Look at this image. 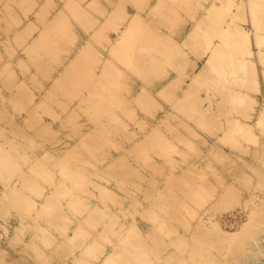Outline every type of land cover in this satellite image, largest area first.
<instances>
[{"label": "rangeland", "instance_id": "374dc122", "mask_svg": "<svg viewBox=\"0 0 264 264\" xmlns=\"http://www.w3.org/2000/svg\"><path fill=\"white\" fill-rule=\"evenodd\" d=\"M1 1L0 12H3L5 6H7L4 3H7L6 1L8 0ZM16 1L12 4L14 7L13 9L10 11L6 10L4 14H0V16H2L0 18V54H2L0 60L2 59L1 62L6 60L4 62L6 70L4 63L0 67V148H7L9 152L5 155L9 157L11 156L15 163H17V161L23 162L25 160H27L28 163L19 166V168L22 167L20 171L18 168L16 169V167H14V169L12 168V171L8 175L10 176L11 182H7L10 183L11 186L9 184L7 185L8 187H6L4 180H0V194L2 192H9L10 194V191L14 190L13 186L17 184L14 183V181H18L20 176H25L26 172L28 176L32 175V179L34 177L37 179L39 178V184H41V182L42 184L47 182L43 179V176L46 174H44L45 171H43V168L30 169L28 164L37 163V160H39L38 154H41L42 160H46L47 156H51L50 154L55 155L58 153L61 154V156H64V159L62 160L68 162L67 165H65L67 168L75 169L72 172L73 175H76L79 170L84 171L89 178L96 179L97 184L105 186V193L119 192L116 194L117 198L120 196L118 200H120V202L122 201L123 205H126L123 209L124 211L120 210L123 212L122 214L120 213L121 219H133L131 221L129 219V222H127V236L130 238H136L133 239L136 242L143 241L145 237H147L148 240H144L146 242L145 248L147 246L152 247V249L151 247L147 248V251L148 249L151 250L148 251V253L150 252L149 254L152 258L149 259L150 256L147 257L148 264H264V131H262L258 122V124H254L249 121L258 117L257 115H259L258 113L260 112L259 109L247 102H245L246 105H244V101L242 105L239 104L242 100L239 102L237 99L238 102L236 101V97L239 98V94L235 90L238 84L232 85L230 83L234 82L232 77L229 78L227 76V79H221L215 77L214 74H210V78H207L205 80L206 82L200 87L198 83H190V78H188V76H186V78L183 77L184 79H178L172 84V86H170L172 88L169 87L166 89V92L168 91L167 93L169 94L173 93L172 95L175 97L177 94L179 96H181V94L183 95L186 93L187 89V91L194 89V92H192L190 96L196 94V96H194V102L200 104L199 108L202 112L197 116L199 119L192 117L193 112L191 110H186L181 111L179 115L169 116V119L165 120L166 122L164 119L161 121L162 117L172 114L173 110H169L170 108L166 110V108L170 105L173 108L177 102L174 104L173 102L165 103L168 94L164 91L165 94L163 92H155L156 94H153V97L156 96L157 99L156 97L153 98L151 93L149 94L150 91H147V88L149 87L146 86L149 85L148 82H150V80H148L149 73L145 72L146 70L143 69L144 67L141 68V71L135 70L137 68L140 69V66L143 63L142 61L140 62V60H138L139 62L137 63L136 58L143 60V57L127 54L124 49L126 37L122 38V42L118 41L117 37L114 38V32L116 34L118 32L113 27L115 25V23H113V18H111V23H109L107 22L108 18H106L104 14L102 15L101 9L98 10L95 5V7L92 5H90L92 7H89L87 5L80 10L81 12H77L79 13L78 16L81 15V19L71 17L72 20H68V22H66L67 24H63L58 28L56 24L58 22L61 23V19L66 15V10H63V7L69 11V6H65L64 0H38L40 2H35V4L34 0H28V2L25 0H20L22 2L19 0ZM127 1L129 4L126 5V9L129 12L133 10H145L147 7L145 6V3L149 0H122V3H128ZM77 2L83 3L82 0H78ZM56 10L59 15L55 13L57 12ZM88 12H91L90 14L93 17L103 18V21L94 24L92 27L91 25L93 24H90L89 21L84 19L86 16L84 14ZM92 13L96 16L92 15ZM55 15L58 17L55 18ZM59 16H61V19ZM187 16L188 15L186 14L185 18L190 20L191 16ZM71 18L69 17V19ZM147 18V16H140L139 20L140 22H145ZM53 19L55 21V24H53L55 27L51 25ZM41 20L42 22H40ZM83 20H85V22H83ZM56 21L58 22L56 23ZM179 24L180 23L176 22L172 26H178ZM126 25L128 24L124 23L121 26ZM153 25H155V23ZM28 26L32 28V30L30 28L28 29ZM26 28L28 29L27 32L30 31L29 33L36 35V37L31 38V34H23V30L27 33ZM121 29L124 31V28ZM170 32L172 34L174 33L173 30ZM37 34H40L39 36L42 37V40L39 36L37 37ZM22 35L26 36L24 37ZM58 36L61 37L59 38ZM46 37H48V40ZM29 41L37 42V45H39L38 42L44 43L45 46L46 43L51 44L55 41V43L58 44L60 42L58 44L60 49L58 46L52 47L51 45L49 49L44 50V54H42L43 56L41 55L40 57L38 56V51H30V46L32 47V45H27L29 49L24 47ZM118 42L122 43V47L111 49L113 45H116ZM106 43L108 44V47L112 45L110 47L111 50L108 49ZM76 44H78L77 49H75ZM35 46L36 43L33 47ZM36 48H33V51L36 50ZM83 48H86L84 49L86 51H84ZM26 49L28 51H25ZM134 50L135 48L133 51ZM55 51H58V53L53 54ZM188 51L190 57H192L194 51L192 53L190 50ZM38 57L40 58L38 59ZM8 58L10 60L13 59L10 63L11 65H8ZM41 58L42 60H40ZM133 58H135L134 60H136V62L133 61L135 63L128 64L127 61L130 62V59L132 61ZM195 59L196 58L193 56V62ZM118 66H121L119 68L124 72H121L120 75H115L111 69L115 70ZM102 72H104L105 75H98V73L101 74ZM105 72H107V74ZM144 72L147 74L146 76L145 74L143 76ZM256 74H258V80L256 79V82L258 81L259 84L256 83L255 86H258L261 89L262 86L260 87V84L264 85V75L259 72L258 68ZM98 76L104 77L106 81H118V84L115 87L119 90L121 89L120 95H125L127 97L124 98L127 101V106L123 104L127 107V110H122L125 111L122 115L126 120L125 122L128 123H124V126L123 124H115V120L112 121L113 119L111 120L107 117L105 118L101 116L106 122H108V124H110L108 126L105 122L108 129H113L114 132L118 131L120 133L119 136H112L113 133L111 134V131L105 132L102 136L92 134L89 137H93V139L95 138L94 140H96V142L99 140L98 142L100 145L101 140H103L104 137V142L102 141L103 144L101 145L102 147H96L94 150L95 152L92 155L76 160L77 156L84 150L81 149L83 146L82 137L78 134H72V132L71 134H67L66 132L72 131L71 129L82 130L84 129V125L82 124H88L86 128H89L90 125L98 127L101 125L100 122L101 120L103 121V119L98 117L100 122L99 120L97 122V116L96 118L93 117V113L84 112L80 109L70 110L69 107L73 105L74 100L76 101L79 96H85L87 94V89H91V86H93L94 83L97 84V81L101 79ZM144 78L146 79L144 80ZM224 81L228 84H226V82L224 83ZM236 81L241 82L244 80L238 78ZM142 84L146 85L144 86ZM229 84H231V86H229ZM151 85L152 83L150 82L149 86ZM142 86L144 88H142ZM145 89L146 91H144V94L141 90ZM169 89L173 92H170ZM79 92L82 93L80 94ZM139 93L140 95L138 96ZM161 93L166 97H158L161 96ZM77 94L79 96H77ZM234 97L235 99L233 100ZM139 98L141 103L137 101ZM259 98L261 100L264 99V87L263 94L259 95ZM74 106H78V103ZM115 106L118 107L119 105L116 104ZM115 106H113L114 109H117ZM120 106L122 107V104ZM145 106H147V108H145ZM252 107L253 109H251ZM119 108L117 109L118 111ZM130 109L132 111H129ZM134 110L136 111L135 113H139L138 116H134V113L132 114ZM127 112L130 114H127ZM251 114L257 115H254L253 117L255 118H252ZM130 116L137 118L133 121L134 118L131 119ZM95 121L99 124L96 125L95 123V125H93ZM113 122L114 124H112ZM246 122H251V124H247ZM236 124L241 125L243 127L242 133L245 132L248 135L241 133L242 137H236L237 135L231 136L229 133V126L233 128ZM128 125L131 126H129V128L125 127ZM139 125H142L143 128ZM153 126H156L157 129L160 126L161 127L158 131L157 129L151 130ZM250 126H253V128L251 129ZM132 127H134L133 130L143 129L142 131H144V128H148L151 132L153 131L152 134L155 133L154 131L160 132L157 133V135L159 134L161 136L160 139L163 137L165 140H163V138V141L159 139V142L157 141L156 143H159L160 145H156L155 142H150V140H148L149 138H146V143L144 138H138L140 136L139 134L136 136L138 140L134 141L132 138L134 134L131 132L133 131L131 129ZM253 130L257 135L254 134ZM213 132L214 134H212ZM21 133L25 135L20 136ZM121 133H123V135H121ZM105 134L108 135L105 136ZM162 134L169 139L166 140ZM249 136L250 138H248ZM93 139L87 144L89 145ZM124 141H127V143ZM164 142L165 146H163ZM127 144L130 146H127ZM152 144L155 147L149 146ZM88 145L86 146L87 148L90 147ZM144 146H146V150L142 151ZM126 147H128V149ZM171 147H176L174 149H176L177 152L174 151L173 148L171 150ZM48 148L53 149L51 150ZM44 149L45 151L48 150L46 151L47 153L51 150L48 153L49 155L46 153V158H43V155L45 157ZM53 150L56 152L55 154ZM41 151L43 152L41 153ZM160 151H162V154L164 155H162ZM153 152H156L159 155L156 153L154 154ZM107 155L113 157L118 155L115 160L117 159V164L119 163L120 167L119 165L113 164L116 161L112 158V163L110 162L104 165L105 168H102L103 163L101 165L100 159ZM171 155L174 157L170 158ZM96 159H99L100 161H97ZM144 160H146V162ZM160 161L162 163H160ZM15 163L14 166H16ZM92 163H96L97 166L94 164L93 167ZM41 169H43V172ZM35 170L39 171V173ZM36 173L38 177L36 176ZM6 178L7 177H5V179ZM38 183L34 185L35 189L41 188ZM18 186L20 187L22 185ZM69 186L72 188L71 184ZM90 186H92V183H90ZM9 187H11L10 191H8ZM75 187L72 188L71 191L81 195V193H79L83 192L79 189L81 186ZM108 189L111 191L109 192ZM26 190L27 192L25 191L24 194L31 193L35 195L33 192L28 191L29 188ZM75 197L77 200L85 202L83 195ZM69 199L71 198L69 197ZM141 200L145 202V204H143ZM0 203H3V199L1 198ZM98 203H100L99 198L96 201V204ZM108 203H110L111 206L116 207L115 198L107 197L106 201L102 204L105 205ZM139 205L142 208H139ZM7 207V209H4V216H0V264H76L82 259L79 258L80 256L87 254L83 251L84 249L86 250V247L81 245L78 246L79 243H76V245L74 244V246L70 239L73 238L74 241H77L78 237L79 239H82L80 234L85 232V230H82V232H78V234V230L72 229L74 225L75 227H81L82 225H90V222L82 223L79 219L75 218L76 221L69 223L70 226H67L66 232L59 233L57 230L53 229L51 233L55 235V238L52 245L53 247L56 246L55 249L51 246L43 245L42 248H37L39 250H35V246H32V243H35L37 240V236H34L33 234L34 229L28 226H23L20 221V215L18 216L19 212L14 213L16 211L15 209L11 206ZM64 207L67 209L66 204H64ZM133 209V213L135 214L131 212ZM136 210H138V212ZM7 212H10V214ZM134 218L138 219L134 220ZM6 219L11 221H5ZM65 219L66 218H64V220ZM133 221H136V224ZM217 221L221 223L220 225L222 229L224 232L228 233V236L222 234L219 228H217V226H219ZM233 221L234 223H232ZM130 222L133 225H131ZM136 225L137 229L135 227ZM101 229L104 228L99 227V230ZM133 229H135V231ZM132 230L134 232H131ZM77 234L78 236L74 238V235ZM179 236H185L186 241L180 243ZM87 237L88 240L95 239V236L93 235ZM35 238L36 240L34 241ZM68 239L71 244L68 243ZM30 240L31 243H29ZM171 240L173 241L171 242ZM31 246L33 249H31ZM101 246L102 245L99 244L98 248ZM43 248L45 249L42 253L41 251ZM80 252L81 255L79 254ZM73 254L78 256L75 258Z\"/></svg>", "mask_w": 264, "mask_h": 264}, {"label": "bare ground", "instance_id": "6f19581e", "mask_svg": "<svg viewBox=\"0 0 264 264\" xmlns=\"http://www.w3.org/2000/svg\"><path fill=\"white\" fill-rule=\"evenodd\" d=\"M15 1L16 0L6 1L7 3H4V4H6L7 6L4 5L5 10H3V12H0V14L1 13L4 14V12L6 10L10 11L11 9H13L14 7L12 4L15 3ZM25 1L28 2V0H25ZM77 1L78 0H64L65 6H67V5L69 6V11H68V9L63 7L64 8L63 10H66L67 16L64 14L65 15L63 17L64 19L63 18L61 19V16H59L60 19L62 20V22L60 23V22L56 21V23L57 22L59 23V24L57 23L56 26L59 28L61 25L67 24L66 22H68V20H72L71 17H76V18L81 19V15H79L80 16L79 17L78 16L79 13H77V12L80 11L84 6L88 5L89 7H92L95 5L98 8V10L101 9L102 15L104 14V16L106 18H108L107 19L108 21L107 20H104V21L111 23L110 20H111V18H113V23H115V25L113 27L118 32L117 34L114 32V34H113V35H115L114 38L117 37L118 41L122 42V38L126 37V40L124 42V45H125L124 49L127 52V54L133 55V56H142L143 57V60L136 58L137 63L139 62L138 60H140V62L142 61L143 63L140 66V69L137 68L135 70L141 71V68L144 67L143 69L146 70L145 72L149 73L148 74V76H149L148 80H150L152 85L149 86L150 82H148L149 85H146V84H142V85H144V86L146 85L149 87V88H147V91L148 92L150 91L149 94L151 93L152 97H153V94L155 92L156 93L163 92V91L166 92V89L169 88L170 86H172V84L174 82H176L180 78L184 79V78H186V76H188V78H190V83H194V84L198 83L199 87L202 86L204 82H206L205 80L207 78H210V74H214L215 77L221 78V79H225V78L227 79L228 77L229 78L232 77V80L234 82L233 83L230 82V83L232 85L238 84L237 88L235 90L239 94V98L235 96L236 101H237V99L239 100V102H240V100H242V102L239 104L242 105V103L244 101V103L247 102V103L251 104L252 106H256V108L259 109V111H260L258 113L259 115L254 114V115H257L258 117L255 118V117H253L254 115L251 114L252 118H255V119H253L254 121L253 120H249V121L253 122L254 124L259 123V126L262 128V131H264V99L261 100L259 98V95L263 94L264 85L260 84V87L262 86L261 89L258 86H255L256 83L259 84L258 81L256 82V79L258 78L257 77L258 74H256L257 68H258L259 72L264 75V0H156V1L155 0H149L147 3H145V6H147L145 10H143V11L133 10V11H129V12L126 9V7H127L126 5L129 4L128 1H127L128 3H122V0L121 1L120 0H82L83 3H79ZM20 2H22V1H20ZM35 2L39 3L40 1L34 0V4H35ZM90 5H92V6H90ZM0 9H1V6H0ZM184 11H186V12H184ZM62 12H64V11H62ZM55 13L58 14V11ZM88 13L84 14V15H86L84 17V19L89 21L90 24H93V25H91L92 27L94 26V24H97L98 22L103 21V18L93 17L90 14L91 12H88ZM60 14H62V13H60ZM186 14L188 16H191L190 20L185 18ZM19 15L21 16L20 13H19ZM92 15H94V14L92 13ZM94 16H96V15H94ZM140 16H142V17L147 16L148 18L145 22H140V20H139ZM1 17L2 16H0V18ZM56 17H58V16L55 15V18ZM69 17L71 19H69ZM16 19H18V18H16ZM49 20H50V18H49ZM23 21H24V19H23ZM40 22H42V20ZM52 22H51V25L55 24L54 19L52 20ZM83 22H85V20H83ZM107 22H106V24H107ZM152 22H154L155 25H153L154 23H152ZM176 22L180 23V24L178 26L173 27L172 25H174ZM17 23H18V21H17ZM28 23H29V21H28ZM124 23H127L128 25L121 26ZM47 24H48V21H47ZM70 24H71V21H70ZM53 27H55V26L53 25ZM27 28L29 29L30 27L28 26ZM121 28H124V31H122ZM28 29L26 30V32L28 31ZM30 29L32 30V28H30ZM34 29H35V27H34ZM94 29H96V28H94ZM93 30H92V32H93ZM171 30H173V32H174L173 34L170 32ZM59 31H60V29H59ZM22 32H23V34H31V33H29L30 31L25 33L23 30ZM39 35L40 34H37V37ZM91 35H93V34H91ZM22 36H24V35H22ZM30 36H32L31 38L36 37V35H32V34ZM106 37H109V36H106ZM40 38L42 40V37H40ZM46 38L48 40V37H46ZM56 40H57V37H56ZM33 41H35V40H33ZM121 42H118L116 45H113V47L111 49L122 47ZM35 43H36V46L33 47L35 45ZM45 43H46V41H45ZM38 44L40 46L37 45V42L29 41L26 44V46H24V47L29 49V47H27V45L28 46L32 45V47L30 46V51H32V52L38 51L37 53L39 55L38 54L37 55L41 57V55L44 54L43 53L44 50L49 49L51 47V45H52V47L58 46V44H56L55 41L51 44L46 43V46L44 43L38 42ZM78 44L75 45L76 46L75 49H77ZM106 45L108 47L107 43H106ZM7 46H8V44H7ZM110 47H108V49H110ZM33 48H36V50L33 51ZM58 48H59V46H58ZM134 48H135V50L133 51ZM84 49H86V48H83V50ZM188 50H190L191 53L194 51L193 56L196 58L194 60V62H193V56L190 57ZM25 51H28V50L26 49ZM84 51H86V50H84ZM125 51H123V52H125ZM56 53H58V51H55V53H53V54H56ZM112 53H114V52H112ZM1 55L2 54H0V56ZM37 55H35V56H37ZM40 57H38V59ZM10 58H11V56H10ZM134 59L135 58H133L132 61L130 59V62L127 61V63L128 64L129 63H131V64L135 63L136 60H134ZM1 60H0V62H1ZM8 60H9L8 65H11L10 63L13 59L10 60L8 58ZM40 60H42V58ZM5 61L3 60V62L0 63V67L3 65V63ZM133 61H135V62H133ZM105 62H107V61H105ZM4 65H5V63H4ZM103 65H106V64H103ZM119 67H121V66H118V68H116L115 70L111 69L113 74L120 75L121 72H124ZM107 68H109V67H107ZM5 70H6V65H5ZM7 70H8V68H7ZM145 72L143 73V76H144ZM105 73L107 74V72H105ZM98 75L102 76L105 74H104V72H102L101 74L98 73ZM146 75L147 74H145V76ZM101 76L100 77L98 76L101 79H99L97 81V84L94 83V85L91 86V89L94 88L95 90L93 89L92 91H90L91 89L88 88L87 94H86L87 96L86 95L85 96H79L77 94V96H79V98L76 101L74 100L73 105L69 107L70 110H72V109L79 110L80 109L81 111L83 110L84 112L93 113V117L96 118V116H97V118H96L97 122L99 120L98 117H100V119H103V121L101 120V122L99 120L101 125L98 127H95V126L93 127L92 125H90L89 128H86V126L88 124H82V125H84V129H82V130L71 129L72 131L66 132L67 134H71V132H72V134H78L79 136L82 137V145H83L82 147L83 148L81 147V149H84V150L81 151V154L77 156L76 160L81 159V158H86L87 156L92 155L95 152L94 151L95 148L96 147L100 148L99 146H101L103 144L102 141L104 140V137H103V140H101V145H100L98 142L99 140L97 141L98 142L97 143L96 140H94L95 138L93 139V137L92 138L89 137L92 134L102 136L105 132L111 131V134L113 133L112 136H114V135L119 136L120 133L118 131L114 132L113 129L112 130L108 129V126L110 124H108V122H106L105 119L102 118L101 116H103L105 118L107 117L111 120L113 119L112 121L115 120V122H116L115 124H123V126H124V123H128V122H125L126 120L123 118V115H122L125 112L122 110H127V107L124 106V105L127 106V104H126L127 101L124 99L127 97L125 95H123V96L120 95L121 89L119 90L115 87L118 84V81H116V80L106 81L105 78L101 77ZM110 76H111V74H110ZM238 78H241L244 81L237 82L236 80ZM145 79L146 78H144V80ZM225 82L226 81H224V83ZM222 83H223V81H222ZM209 84H210V82H209ZM219 84H220V82H219ZM226 84H228V83L226 82ZM231 84H229V86H231ZM142 88H144V87L142 86ZM170 88H172V87H170ZM187 90H186V93H184L185 95L181 94V96H179L177 94L178 97H177V95L174 97L172 95L173 93H171V94L167 93L168 91L166 92L168 94L167 97L164 95L165 94L164 92H163L164 94L161 93V96H158V94H157L158 97H162V96L166 97V99L163 97L165 99V103L166 102L167 103L173 102V104H174L177 102L174 106L175 109H174V107L172 108L170 104H169L170 105L169 107H167V105H166V107H167V108L165 107L166 110L168 108H170L169 110H173V111H172V114L167 115L166 117H162V118L160 117L161 121H163V119H164V121L166 119H169V116L179 115L181 111H186V110H191L193 112V115H192L193 118L194 117L197 118V116L200 115V113L202 112L199 108L200 104H196L194 102V100H195L194 96H196V94L195 95L192 94V96H190V94L192 92H194L193 91L194 89H190L189 91H187ZM144 91H146V89L141 90V92H144ZM169 91L173 92L170 89H169ZM148 92H147V94H148ZM196 92H198V91H196ZM229 92H231V91H229ZM140 93L138 94V96L140 95ZM144 94H145V92H144ZM141 97H143V96H141ZM155 97H153V98H155ZM235 97L233 98V100L235 99ZM140 98L137 99V101H139ZM143 98H145V97H143ZM148 98H150V97H148ZM198 98H200V97H198ZM156 99H157V97H156ZM231 99H232V97H231ZM161 100H162V98H161ZM153 101H155V100H153ZM158 102H159V100H158ZM77 103H78V106H74ZM140 103H139V105H140ZM151 103H152V101H151ZM116 104H118L119 106L118 107L115 106ZM121 104H122V107L120 106ZM144 105H145V103H144ZM150 105H152V104H150ZM163 105H165V104H163ZM244 105H246V103ZM113 106H115V108L117 107V109L120 107L121 109L119 108V111H118L117 109H114ZM77 107H79V108H77ZM161 107H162V105H161ZM145 108H147V106H145ZM251 109H253V107ZM120 111L123 113H121ZM129 111H132V110L130 109ZM135 112L136 111L134 110V112H132V114L134 113V116H138L139 113L137 114ZM243 112H244V110H243ZM251 113H253V112H251ZM127 114H130V113L127 112ZM135 114H137V115H135ZM91 116H92V114H91ZM134 116H130L131 119H133ZM247 116H249V115H247ZM125 118H126V116H125ZM135 118H137V117H135ZM135 118L133 119V121L135 120ZM197 119H199V118H197ZM207 120H209V119H207ZM97 122L95 121L93 123V125H95V123H96V125L99 124ZM105 122L108 126L105 125ZM199 122H200V120H199ZM251 122H248V123L246 122V123L251 124ZM112 124H114V122ZM247 124H245V125H247ZM113 126H115V125H113ZM129 126H131V125H128L125 127L129 128ZM139 126H142V125H139ZM120 127H122V126H120ZM160 127L158 129H160ZM222 127H223V125H222ZM93 128H96V129H93ZM133 128L134 127H132L131 129L133 130ZM141 128H143V126ZM229 128H230V130H229L230 132L229 131L228 132L231 134V136L237 135L236 137H238V136L242 137L241 133L243 131V127L241 125L236 124V126H234L233 128H231L230 126H229ZM252 128H253V126L251 127V129ZM5 129H7V128H5ZM154 129L155 130L157 129L156 126L155 127L153 126L151 128V130H154ZM158 129H157V131H158ZM3 130H4V128H3ZM134 130L136 133L134 132ZM134 130L131 131V132H133L132 134H134V136H135V138H134V136L132 137L134 141L138 140L136 136H138L140 134V136L138 138H144V141L146 138H149L148 140H150V142H155L156 145L159 144V143L157 144L156 142L161 137L159 134L157 135V133H160V132L154 131L156 134L155 133L152 134L153 131L151 132V130L148 128H146V129L144 128V131H142L143 129L142 130L134 129ZM124 131H125V129H124ZM128 133H130V132H128ZM224 133H226V132H224ZM244 133H242V134H244ZM249 133H251V132H249ZM111 134H109V135H111ZM212 134H214V132ZM245 134H247V133H245ZM254 134L257 135L255 133V131H254ZM22 135H25V134L21 133L20 136H22ZM82 135H85V136H82ZM107 135L105 134V136H107ZM121 135H123V133H121ZM162 136H164V135L162 134ZM227 136H228V134H227ZM227 136H225V137H227ZM243 136H245V135H243ZM128 137H130V136H128ZM162 138L160 140H162ZM165 138H166V140L169 139L168 137H165ZM248 138H250V136ZM91 139H93V141L91 143H89V145H88L87 143ZM163 140H165V139L163 138ZM145 142L147 143V141H145ZM125 143H127V141ZM153 144L149 145V146L150 147L154 146L155 144L154 145ZM173 144H172V146H173ZM87 145L90 147L87 148L86 147ZM127 146H130V145L127 144ZM163 146H165V142H164ZM144 147H143L142 151L146 150V146H144ZM126 148L128 149V147H126ZM165 148H167V147H165ZM172 148L173 147H171V150H172ZM174 148H176V147H174ZM48 149H51V148H48ZM88 149H90V150H88ZM169 150H170V148H169ZM46 151H48V150H46ZM46 151L44 149L45 157L43 155V158H46V156L49 155L48 153L50 151L48 153ZM162 151H160L161 154H162ZM174 151H176V149H174ZM8 152H9V150L7 148H5V149L0 148V177H1L0 180H2V179L4 180L6 187H8L7 185L10 184L7 182H11L10 176H8V175L12 171V168L14 169V167H16V169L18 168V170L20 171V169L22 167L19 168V166H21L25 163H28L27 160H25L23 162L17 161V163H15L12 160L13 158L11 156L9 157V156L5 155V154H8ZM42 152L43 151H41V153ZM157 152H159V151H157ZM46 153H47V155H46ZM55 153L56 152L54 151V154ZM169 153H168V155H169ZM156 154H158V153H156ZM50 155L52 157L47 156V159L46 160L43 159L44 160L43 161L41 154L40 155L38 154V157H39V160H37L38 162L35 164H33V163L28 164V167H30V169L31 168L32 169L43 168L44 170L41 169V171L43 170V171H45L44 174L46 173L43 176V179L46 180L47 182L42 184V182L40 181L41 184H39L38 183L39 178L37 179L34 177L35 179L34 178L32 179V175L28 176L26 174L27 172L25 173V176H20V178H18V181H16V182L14 181V183H17L15 186H13L14 190H11L10 189L11 187H9L8 191L11 190L10 192L12 194L11 193L9 194V192L8 193L2 192L0 194V198L3 199V203H0V216H4L3 212H4V209L8 208L7 206H11L13 209H15L16 211L14 213L19 212L18 216L20 215V218H21L20 221H21L22 225L33 228L34 229L33 234H34V236L35 235L37 236L36 237L37 240H36V238L34 239V241L36 240L35 243H32V246H35V248H34L35 250L37 248H42L43 245L51 246L52 248L55 249L56 246L53 247V245H52V243L54 242V238H55V235H53L51 233L53 231V229L57 230L59 233H63L64 231L66 232L67 226L68 225L70 226L69 223L72 221H76L75 218L79 219L82 223H85V222L89 223L90 222V225H82L81 227L80 226L75 227V225H74V227L71 226L73 230H78L77 233L78 232L81 233L82 230H85V232H82L80 234L82 239H79V237H78V240L74 241V239L72 238L73 235L71 236L72 239H70L72 245H74V244L76 245V243H79L78 246L81 245V246L86 247V250L84 249L83 251H85L84 253H87V254L80 256L79 258H82V259L79 260V262H77V263H79V264H148L147 263L148 262L147 257L150 256L149 259H152V258H151V255L149 254L150 252L148 253V251H151V250L148 249V251H147V248H149L151 246H149V247L147 246L145 248L146 242L144 240L147 239V237H145V239L143 241H140V242L137 241L136 242L133 240L136 238L131 237L132 238V240H131V238L127 236V232H128L127 222H129L130 218L127 219L128 221L124 220V218L121 219L120 213L122 214L123 212H121L120 210H123L126 205H123L122 201L120 202V200H118L120 198V196H118L119 198H117L116 194H118L119 192L118 193L111 192L109 194H107V192L105 193V190H106L105 186L102 184L101 185L97 184L96 183L97 180L93 179L91 177H90L91 178L90 179L84 171L79 170L77 173L78 175L74 174L75 175L74 176L72 174V172L75 169H69V168H67V166H65V165H67L68 162L65 160H62V159H64V156H61V154H58V153L55 155H53V154H50ZM162 155H164V154H162ZM116 156H118V155H115L114 157L111 155L110 156L107 155L104 158L100 157V158H102V159L99 158L101 160V162H100L101 165L103 163L102 168L104 167V165H106L110 162L112 163V158H114V160H115ZM142 157H143V155H142ZM150 157H152V156H150ZM171 157H174V156L171 155L170 158ZM56 159H58V160H56ZM99 159L98 160L96 159V160L100 161ZM118 159H119V157H118ZM149 159H151V158H149ZM172 160H173V158H172ZM144 161L146 162V160H144ZM14 163L16 164V166H14ZM160 163H162V162L160 161ZM94 164L96 165V163H92L93 167H94ZM113 164L119 165V163L117 164V161ZM119 167H120V165H119ZM35 171H37V170H35ZM30 172H32V171H30ZM37 172L39 173V171H37ZM33 174H35V173H33ZM114 174H116V173H114ZM36 176L38 177L37 173H36ZM144 176H146V175H144ZM5 177H7V178L5 179ZM99 178H100V176H99ZM117 182H114V183H117ZM36 183H38L41 186L40 189L39 188L35 189L34 185ZM90 183H92V186H90ZM70 184L72 185V188H74L75 186H81V188H79V187L78 188L81 189L80 191H83V192H79V193H81V195H83L85 202L81 201V200H77V198L75 196L79 197L81 195L73 193V191H71L72 188L69 186ZM117 184H119V183H117ZM18 185H22V186L19 187ZM39 185H37V186H39ZM10 186H11V184H10ZM171 186H173V185H171ZM117 187H118V185H117ZM28 188H29L28 191L33 192L35 195H33L31 193H29V194L25 193L24 194L25 191L27 192L26 189H28ZM108 190H109V192L111 191L110 189H108ZM120 193H121V191H120ZM10 196H11V198H10ZM122 196L125 197L124 195H122ZM69 197L71 199H69ZM107 197L115 198L116 207L111 206L110 203L105 204V205L102 204L103 202L106 201ZM98 198L100 199V203L96 204V201L98 200ZM136 201H137V199H136ZM141 202H143V201L141 200ZM141 202H140V204L142 205ZM114 203H113V205H114ZM64 204L67 205V209H66V207H64ZM143 204H145V202H143ZM140 207L141 206L139 205V208ZM135 208H136V206H135ZM133 211H134V209L131 212L133 213ZM136 211L138 212V210H136ZM125 212H124V216H125ZM7 213L10 214V212H7ZM133 214H135V213H133ZM127 215H128V213H127ZM112 216H114V217H112ZM30 218H32L33 221ZM64 218H66V219L64 220ZM137 219L134 218V220H137ZM131 220H133V219H130V221ZM5 221H11V220L6 219ZM217 222H218L217 224H219V226L216 225L217 228H219V230L222 232V234H225L226 236H228L227 235L228 233L224 232V230L222 229V227L220 225L221 223L219 221H217ZM232 223H234V221ZM130 224H131V222H130ZM131 225H133V224H131ZM147 225H146V227H147ZM157 226H159V225H157ZM99 227H103L104 229L99 230ZM135 227L137 229V225ZM130 229H131V227H130ZM147 229H148V227H147ZM133 230L135 231V229H133ZM133 230L131 232H134ZM146 230H144V231H146ZM215 230L217 231L216 228H215ZM138 231H140V230H138ZM236 232H237V230H236ZM47 233H48V235H47ZM136 233H135V235H136ZM181 233H183V232H181ZM78 234L74 235L75 236L74 238H76L78 236ZM90 235L95 236V239L88 240L87 236H90ZM145 235H146V233H145ZM142 236H143V234H142ZM137 238H138V236H137ZM31 240L29 243H31ZM138 240H140V239H138ZM179 240L178 241L180 243L184 242V241H186V237L182 236V237H180ZM172 241L173 240H171V242ZM68 243L71 244L69 239H68ZM165 243H166V241H165ZM26 244H28V243H26ZM99 244L102 246L98 248ZM147 244H148V242H147ZM153 244H154V241H153ZM32 246H31V249H33ZM69 246H71V245H69ZM44 249L45 248L42 249V251H41L42 253L44 252ZM151 249H152V247H151ZM37 250H39V249H37ZM190 251H192V250H190ZM153 252H154V250H153ZM169 253H170V251H169ZM75 254H78V253H75ZM75 254H73V255L75 256ZM79 254L81 255V252ZM39 255H38V257H39ZM76 256H78V255H76ZM76 256H75V258H76ZM40 257H42V256H40ZM149 262H150V260H149ZM180 264H183V263H180Z\"/></svg>", "mask_w": 264, "mask_h": 264}]
</instances>
